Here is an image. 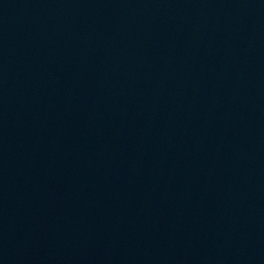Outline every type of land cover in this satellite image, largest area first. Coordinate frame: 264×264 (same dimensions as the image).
Returning <instances> with one entry per match:
<instances>
[{
    "label": "water",
    "instance_id": "95a60500",
    "mask_svg": "<svg viewBox=\"0 0 264 264\" xmlns=\"http://www.w3.org/2000/svg\"><path fill=\"white\" fill-rule=\"evenodd\" d=\"M0 264H264V0H0Z\"/></svg>",
    "mask_w": 264,
    "mask_h": 264
}]
</instances>
